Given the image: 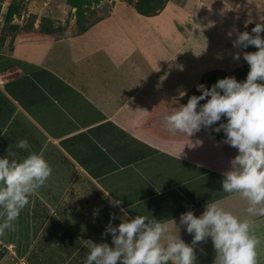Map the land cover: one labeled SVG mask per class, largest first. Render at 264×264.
<instances>
[{
    "label": "crops",
    "instance_id": "crops-1",
    "mask_svg": "<svg viewBox=\"0 0 264 264\" xmlns=\"http://www.w3.org/2000/svg\"><path fill=\"white\" fill-rule=\"evenodd\" d=\"M167 4L156 15L136 12L137 16H129L124 22L118 18V24L107 19L110 30L116 28L114 33L98 34L95 26L91 31L61 37L57 28L48 26L44 32L53 36L46 41L31 38L10 41L9 45L7 39H0V77L5 80L0 90L13 105L11 121L18 125L24 121L34 123L44 141L41 152L50 154L45 148H52L51 145L62 151L75 168L71 184L77 181V186L80 179L78 185L83 183L93 192L90 200L78 201L83 199L80 195L72 198L83 209L82 216L74 215L70 220V216L58 214L82 242L91 239L111 245V234L101 235L110 221L118 226L122 220L144 215L158 220L174 219L181 238L191 244L193 236L179 224L180 216L189 210L199 216L208 202H218L242 219L248 218L244 211L246 202L236 194L222 191L223 173L228 171L226 163L238 150L218 139V146L211 150V154L217 151V159L210 160V151L199 136H204L205 131L211 135L212 130L202 127L190 138L194 144L197 140L202 144L191 148L185 145L179 157L188 138L167 131L164 117L196 95L200 79L209 73H205L206 67L197 71L194 64L189 66L186 62L193 53L191 42L206 38L196 36L200 17L197 7L190 9L191 24L187 23V30L183 27L180 32L170 24L175 20L170 19ZM175 11L179 23L177 15L181 13ZM120 21L129 26V34L119 25ZM162 24H168L166 29L172 27L165 39L155 32L162 31ZM152 34L161 40L154 41ZM104 35L110 38L105 39ZM186 53L189 54L185 56ZM180 56L184 61L177 66L174 63ZM23 77L26 78L22 80ZM86 132L94 143L84 152L85 163L104 174L87 171L61 145V140ZM107 133L108 139L121 136L128 140L134 149L116 154L105 143ZM31 140L32 137L28 140L30 146ZM83 147L81 142L77 150L83 152ZM195 153H201L204 159H196ZM141 154L143 157L135 159ZM67 191L58 207L70 201ZM110 198L121 200L122 204L113 206ZM253 231L261 240L258 264H264V217L254 218ZM205 249L215 252L211 238L194 246L196 263H201ZM212 259L216 260V255Z\"/></svg>",
    "mask_w": 264,
    "mask_h": 264
},
{
    "label": "clouds",
    "instance_id": "clouds-1",
    "mask_svg": "<svg viewBox=\"0 0 264 264\" xmlns=\"http://www.w3.org/2000/svg\"><path fill=\"white\" fill-rule=\"evenodd\" d=\"M262 33L264 20L256 23L251 32H237L232 42L238 49L249 46L257 49L243 52V59L249 65L244 81L230 76L218 79L211 88L199 84L200 95H192L186 104L164 117L169 133L188 138L179 157L185 145L191 148L202 144L199 140L194 144L190 139L202 127L212 128L222 117L227 118L226 123L212 128L215 132L222 130L224 143L238 150L230 161L231 169L223 173L222 191L236 194L246 202L244 211L248 218L242 219L218 202H208L199 216L191 210L182 213L179 224L192 234L191 244L181 238L180 227L174 219L136 215L122 220L118 226L110 221L101 235L111 234L112 244L85 240L89 253L84 264H196L194 246L209 238L216 251V264H258L257 249L261 240L254 234L253 226L255 217H264ZM233 58L238 61L241 54L237 52ZM202 100L206 102L201 105ZM16 147L28 150L30 144L27 139H21ZM52 173L53 167L41 153L30 152L21 160L0 158V237L16 231V222L29 205L30 197L47 185ZM109 202L113 206L122 204L115 198Z\"/></svg>",
    "mask_w": 264,
    "mask_h": 264
},
{
    "label": "rangeland",
    "instance_id": "rangeland-1",
    "mask_svg": "<svg viewBox=\"0 0 264 264\" xmlns=\"http://www.w3.org/2000/svg\"><path fill=\"white\" fill-rule=\"evenodd\" d=\"M166 1H170V5L167 4L168 2L166 3L167 7L170 8V11H168V15L170 19L175 20L170 22V24H172L174 30H179L180 32L183 31V27H185V30H187V23L190 22L191 24L192 20V16L188 15V13L190 14V9H194L195 7H197V10H195L199 13L200 17L198 26L196 28V36L200 37L201 39L203 37L200 35H206V38L204 40L202 39V41L196 40V43L193 41L191 42L193 53L190 58L186 59L187 64L189 66L194 64V66L198 68L197 71H199L200 69H204V67H206L205 69H210L209 71L204 69L205 73H210L214 70H223L228 74L229 77L234 76L238 81H241L238 77V73L244 70L245 67H249L247 62L243 59V52H251V48L248 47L247 49H238L233 47L232 42L236 39L237 32H251V29L255 26L256 23L260 22V20H264V0ZM10 4L19 5V12L15 14L13 21L8 23L7 21H5V14ZM185 5L189 6L185 7ZM176 9L181 13L180 15H177V20L180 21L179 23H177L175 18L177 14L175 11ZM136 12L135 0H102L100 4H93L90 9H87L85 11V15L87 18V31H91V28L96 26L95 29H97L96 31L98 32V34H102V32H105L106 34H108L109 32L114 33L116 28L111 31L110 28L112 26H108L107 19L110 18L116 23L119 22V19H121L124 22L129 16L136 15ZM182 19H184V21ZM250 20L252 22L248 23V21ZM98 22H103V24L99 25ZM121 23L122 22L120 21L119 25L124 26L123 28L129 34V26H127V24ZM14 24L19 25V27L17 29L12 28ZM117 24H115V26H117ZM48 26L57 28L58 30L56 31H58L57 33L60 34L59 36L61 37H67L69 36V34L73 33H81V30L77 23L76 8L72 7L69 0H0V39H7V44L10 45V41L12 42L20 40L21 42H23L31 38H34L36 40L40 39L41 41L45 39L46 41L53 36L47 35L44 31H42L43 27ZM167 26L168 24H162V31L161 29L155 31L156 33L162 35V39H165V35L170 32V28H172L169 27L166 29ZM229 33H231V35H229ZM262 35H264V33ZM151 37L156 42L161 40L158 35L155 37V35L152 34ZM104 38L109 39L110 37L109 35H104ZM141 39H144V37ZM40 40L38 41L40 42ZM157 45L159 46V43ZM162 45H164L163 42ZM64 49L66 52H68V48ZM237 52L241 54V58L238 61L233 58L234 54ZM99 54L102 55V53ZM188 54L189 53H186L185 56ZM183 61V56H180L176 58V63L174 64L177 66H181ZM206 74H203L202 77H204ZM43 76L47 77L45 73H43ZM43 79L44 78H41V80ZM202 79H200L199 84H201ZM204 85L205 87L210 88L208 84L205 83ZM196 91L198 90L196 89ZM225 120L227 121L226 117ZM212 128L209 129L212 130ZM109 135L110 134L107 133V139ZM211 135H213V133ZM211 135L210 133H208V137L205 131L204 136L201 135L199 137L200 139H204L205 145H207L205 149L210 151V160L215 161V159H217L215 157L217 156V151H214L211 154V150H213V147L215 145L218 146L219 138H217L216 135ZM105 143L108 147L112 148V151L116 154L123 153L125 148L128 147L127 142H125V140L121 136H117V138L113 140H111V138L105 140ZM195 157L199 160L204 159L201 153H195ZM115 160L116 159H114V161ZM222 165H224V162ZM153 167L163 168L158 165H153ZM226 168L228 171L231 169V164L229 161L226 163ZM63 172L68 174L67 169H63ZM121 176L122 178H128L125 174H121ZM55 178L56 179H52V181L48 182L47 187L45 186V190L43 187V191H45L46 194L44 192H41V190H38L30 197L29 205H27L21 212V218H19L16 222V228H20V230L11 233L7 232L5 236L0 237V264H29L26 259V255H22V252L27 247L26 252L29 254L35 247L36 240L40 236L39 234L35 236V238H32V234L34 232L33 229L35 228V226L33 225V215L39 209H44V205L46 204L48 205V207H50L49 212L51 215L57 214L56 207H54L48 201V198L53 199L52 196L54 192V186H56L59 181L57 177ZM73 181L74 177L72 178V180L68 181L69 185L65 189V191L68 190L67 193L71 190V187L76 185L77 181H75L74 184H71ZM51 182L53 183L51 184ZM118 182L121 183V181L115 180V183ZM79 183L80 179L78 181V184ZM52 186L53 189H50ZM73 193L75 194L77 192L74 190ZM174 193L176 192L174 191ZM22 218L27 221L20 220ZM9 234L15 235L16 240L15 242L6 244V242H3V239L4 237H8ZM28 237H30V240L28 239ZM211 250L212 249L204 250V256L202 257V261L200 264H216L214 262L215 259H212L213 256L216 255V251L213 253V251L211 252ZM197 261L198 260H196V262ZM75 263H77V261Z\"/></svg>",
    "mask_w": 264,
    "mask_h": 264
},
{
    "label": "trees",
    "instance_id": "trees-1",
    "mask_svg": "<svg viewBox=\"0 0 264 264\" xmlns=\"http://www.w3.org/2000/svg\"><path fill=\"white\" fill-rule=\"evenodd\" d=\"M72 7L76 8V16L77 23L81 30V32H85L88 28L86 26L87 18L85 15V11L90 9L93 4H100L102 0H69ZM168 1L166 0H135V7L137 12L143 15H156L159 13L161 9H163ZM19 12V5H12L7 8V12L5 14V21L8 23L13 21L15 14ZM19 25L14 24L12 28L17 29ZM45 28H42L44 31ZM263 34V33H262ZM144 40V39H143ZM250 51L254 52L257 49L254 46H249ZM249 71V67H245L244 70L238 73V77L241 81L246 79L247 73ZM35 72H40L37 70ZM225 77H229L228 74L223 70H214L208 74H206L201 84H208L211 88L213 84L218 79H222ZM26 77L21 78L24 80ZM196 95H200V92L197 91ZM206 101H200V104H204ZM14 112L13 105L7 97H5L0 90V156L1 158L7 156L10 160L16 159L21 160L26 157L30 152H37L43 154L48 163L53 167V173L50 177L49 181L52 179L58 178V184L54 186L53 199L48 198V201L57 209L56 215H51L49 212L50 207L48 205H44V209H39L33 216V225L35 228L32 234V238L39 235V238L36 240L35 247L28 254L27 247L23 250L22 255H26V259L29 264H84V261L89 253V249L85 246V243L82 242L75 232H72L68 229L66 224L61 220L58 214H64L68 218L71 217L70 220H73V216L77 217L82 216L83 209L81 208L78 201H83L84 198L86 200H90V195L93 194L87 186L77 185L71 187V190L67 193V196H70V201L68 203H64L62 206H57V203L60 198H62L65 193L66 187L69 185V182L73 175L75 174V168L72 162L67 158V156L51 145L52 148H45L47 152L50 154L42 153V148H44V141L39 138L41 132L38 130V127L34 123H25L16 124L15 121H11L12 114ZM225 117H222L220 122L213 125V128L218 127L219 123H226ZM7 127L6 130L4 128ZM123 133V132H122ZM213 136L216 135L217 138L221 142L225 139V134L221 130L220 132H215L212 130ZM128 135V133H125ZM83 135V136H82ZM122 135V134H121ZM33 138L30 142L32 146L28 150H22L16 147L17 143L21 139ZM83 142V152L78 151L80 143ZM126 142V141H125ZM38 143V144H37ZM85 143V144H84ZM94 143L92 136L86 133H79L77 135L65 138L61 140V145L67 149L71 155L79 161L84 167H86L87 171L90 173L96 174L97 172L106 173L98 170H91L89 164L85 163L84 152H87L91 149L92 144ZM96 143V142H95ZM128 147L125 148L124 152L129 153L132 149V143L128 142ZM87 148V149H86ZM134 149V148H133ZM132 149V150H133ZM15 154V155H13ZM142 154H144L142 152ZM138 155L135 159H140L143 155ZM147 155L149 156V151H147ZM101 157V156H100ZM92 161V160H91ZM133 161V160H132ZM63 169L68 170V174L63 172ZM70 171V172H69ZM109 171V170H108ZM48 181V182H49ZM68 182V183H67ZM53 182H51L52 184ZM61 183V184H60ZM48 185V183H47ZM46 185V187H47ZM44 187V190L45 188ZM49 188V187H48ZM53 189V186L50 188ZM41 192L43 188L40 189ZM77 193H73V191ZM92 192V193H91ZM91 193V194H90ZM56 194V195H55ZM72 194V195H71ZM89 194V195H87ZM83 196V199L80 198L78 201H74L73 197ZM66 196V197H67ZM77 199V198H75ZM37 217V218H36ZM21 218V215L19 216ZM24 220V218L20 219ZM69 220V219H68ZM27 221V220H24ZM22 227V226H21ZM20 230V228H16V231ZM22 230V228H21ZM15 232V231H14ZM11 233V232H10ZM30 240V237H28ZM3 242L6 244H10L15 242V235H8V237H4ZM94 241V240H93ZM1 257V255H0Z\"/></svg>",
    "mask_w": 264,
    "mask_h": 264
},
{
    "label": "built area",
    "instance_id": "built-area-1",
    "mask_svg": "<svg viewBox=\"0 0 264 264\" xmlns=\"http://www.w3.org/2000/svg\"><path fill=\"white\" fill-rule=\"evenodd\" d=\"M4 83V80L3 79H0V84H3Z\"/></svg>",
    "mask_w": 264,
    "mask_h": 264
}]
</instances>
